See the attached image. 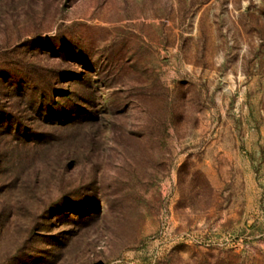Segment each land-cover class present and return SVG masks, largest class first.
<instances>
[{
	"label": "rangeland",
	"instance_id": "374dc122",
	"mask_svg": "<svg viewBox=\"0 0 264 264\" xmlns=\"http://www.w3.org/2000/svg\"><path fill=\"white\" fill-rule=\"evenodd\" d=\"M0 264H264V0H0Z\"/></svg>",
	"mask_w": 264,
	"mask_h": 264
}]
</instances>
